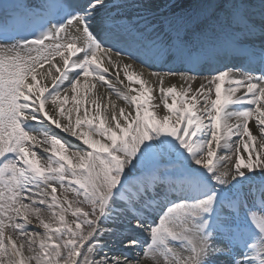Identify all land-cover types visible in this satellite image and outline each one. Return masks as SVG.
<instances>
[{
  "label": "snow or ice",
  "instance_id": "6c2138e0",
  "mask_svg": "<svg viewBox=\"0 0 264 264\" xmlns=\"http://www.w3.org/2000/svg\"><path fill=\"white\" fill-rule=\"evenodd\" d=\"M42 7L0 3V264H264V0Z\"/></svg>",
  "mask_w": 264,
  "mask_h": 264
},
{
  "label": "bare ground",
  "instance_id": "6f19581e",
  "mask_svg": "<svg viewBox=\"0 0 264 264\" xmlns=\"http://www.w3.org/2000/svg\"><path fill=\"white\" fill-rule=\"evenodd\" d=\"M254 1V2H252ZM119 0H103V3H104V7L102 8H99L98 9V15L96 17L97 21L99 22V20L103 17V16H106V15H109L111 12H114V11H117V9L114 7V5L116 3H118ZM249 3H253L255 5L260 6V0H249ZM259 12V11H258ZM255 16V15H254ZM257 22V28H259V20H260V16L259 17H255L254 18ZM148 38L150 40H152L154 37L153 36H148ZM258 41H261L260 38H259V31L255 37ZM259 43V42H258ZM258 43L256 44H253V41H250V44L254 47H256L258 45ZM232 63H235V64H239V62H236V60L234 61H223L221 64H216V66H222V64H228L229 66H231ZM168 67H174L173 65L169 64ZM160 69H164L165 71H167V67H163V68H160ZM207 73H200L199 75H206ZM175 83L179 84L180 82L177 80L175 81ZM199 86V81H197V83L194 85V87H198ZM69 198L70 199H74L75 197L72 196V194H69ZM68 219H71V216L69 214V216L67 217ZM133 223H135V221H133ZM109 227H111V225H107ZM146 236V233H142V232H136V233H129L128 236H125V237H119V236H116V235H112V236H106L105 239L106 241L109 242V248L108 249H105V251L108 253L109 256H121V254L125 251H128L130 254L134 255L136 251H139V249H124L119 241L121 239H124L125 241L128 239V238H136L138 240H141L143 241L144 238ZM112 241H115V243H112ZM221 260H223V258H220ZM144 264H147V262H144Z\"/></svg>",
  "mask_w": 264,
  "mask_h": 264
}]
</instances>
